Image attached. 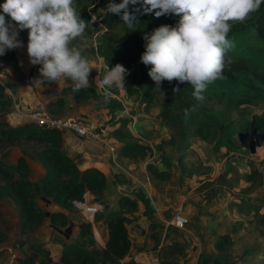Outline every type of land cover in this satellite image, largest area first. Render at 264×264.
Returning a JSON list of instances; mask_svg holds the SVG:
<instances>
[{"label": "rangeland", "instance_id": "374dc122", "mask_svg": "<svg viewBox=\"0 0 264 264\" xmlns=\"http://www.w3.org/2000/svg\"><path fill=\"white\" fill-rule=\"evenodd\" d=\"M106 1H83L78 11L89 24L70 45L91 61L89 81L98 95L88 98L73 92L72 81L63 79L66 87L61 93L72 94L75 103L85 109L75 116L57 115L88 117L97 125L102 121V127L109 126L102 135L114 138L112 142L117 146L119 172L115 182L120 193L137 199L143 207V199L150 200L143 224H129L128 228H142L152 248L158 250L156 264H264V186L260 180V167L264 165V44L249 24L254 12L244 22L232 24L228 38L235 47L228 53L226 60L230 58L231 63L226 65L234 67L233 74H224L209 84L201 101L192 96L194 89L187 83L164 81L160 91L156 90V83L148 75L151 65L141 62L144 33L161 25H175L179 17L157 18L154 12L144 14L142 3L130 4V9H141L140 23L133 31L120 16L103 10ZM4 2L0 0V5ZM5 18L20 31L18 39L23 46L13 50L18 66L0 62V101L6 102L0 108V122L18 126L24 122L15 116L16 102L23 99L24 104L31 99L32 103L42 102L48 107L59 92L51 87L54 82L36 81L42 79L34 72L40 65H34L28 73L25 65L30 64L29 30H20L10 16ZM116 64H122L129 74L125 87L110 89V97L123 103L122 109L111 115L102 106L104 89L96 85V77L102 79L106 70ZM177 86L179 90L174 92ZM121 119L128 121L123 129L131 132L129 139L115 137ZM130 143H140L145 148L125 151V144ZM253 143L256 147L251 151ZM46 146L26 139L7 142L0 146V162L18 179L39 177L46 170L41 159ZM20 159L27 164L26 171L17 166ZM149 166L167 171L169 177H154ZM2 184L0 179V233L4 234L0 264H15L17 256L36 244L32 233L39 224L29 230L22 227L19 210L4 193ZM30 192L40 210H53L50 196L34 188ZM85 195L91 204L104 201L103 196L91 190L86 191L84 199ZM102 205L100 215L106 211ZM72 206L70 210L78 212ZM178 213L189 217L187 230L168 224ZM130 216L137 219L134 213ZM59 225L62 230L69 226L63 222ZM123 260L122 264L131 261Z\"/></svg>", "mask_w": 264, "mask_h": 264}, {"label": "clouds", "instance_id": "9594fccd", "mask_svg": "<svg viewBox=\"0 0 264 264\" xmlns=\"http://www.w3.org/2000/svg\"><path fill=\"white\" fill-rule=\"evenodd\" d=\"M138 3H142L144 14L179 17L175 25H161L143 35L145 51L141 62L151 65L148 75L156 83V90L160 91L164 81L187 83L194 89L192 96L202 101L207 86L222 78L226 63H231L226 57L235 47L228 38L232 24L247 20L264 0H109L103 10L120 16L135 31L141 9H130L129 5ZM0 9V56L23 46L19 32L6 21L8 15L20 30H29L30 63L41 66L42 79L36 80L38 83L68 79L73 91L91 87V61L79 48L70 46L89 24L81 17L75 0H5ZM127 74L122 64H116L106 70L102 79L96 77L106 101L112 94L110 89L125 87ZM178 90L179 86L173 89Z\"/></svg>", "mask_w": 264, "mask_h": 264}, {"label": "trees", "instance_id": "16d2710c", "mask_svg": "<svg viewBox=\"0 0 264 264\" xmlns=\"http://www.w3.org/2000/svg\"><path fill=\"white\" fill-rule=\"evenodd\" d=\"M84 0H75L77 10L83 4ZM92 2L94 0H87ZM107 3L109 2L106 1ZM121 3V0H115ZM255 31L258 39L264 44V4L251 17L250 23ZM5 61L10 66H18V59L13 50H8L3 56H0V62ZM229 66V67H227ZM232 65H226L223 75L233 74ZM1 69V67H0ZM73 91V89H72ZM77 92V91H73ZM78 94L93 98L97 97V92L93 88L80 90ZM5 101H0V108L3 109ZM64 105L61 97L51 100L48 103V109L53 114H58ZM122 101L117 98L109 97L107 101L102 99V106L109 112L115 114L116 111L122 109ZM186 109V108H185ZM117 123V122H116ZM126 119H121L120 125L115 129V137L119 140H125L132 137L131 132H125L124 126L127 125ZM0 146L7 142H15L17 140H31L44 143L47 146L41 152V159L46 166L45 175L37 182L29 179L16 178L11 169L4 167L0 162V179L3 181L2 189L5 194L11 197L18 210L20 222L23 228L33 229L34 226L40 224L46 216L43 210H40L32 198L31 189L44 192L50 196L54 202L69 207L74 200H84L86 191L91 190L93 193L104 194L106 184L105 174L97 167H87L80 169L77 164L62 151V133L56 130L41 128L34 123L26 122L18 126H10L6 122H0ZM145 147L140 143L125 144V151L136 152ZM17 166L26 171L28 166L20 159ZM154 177L167 179L169 173L160 171L159 169L149 166ZM26 177V176H25ZM147 199V200H146ZM143 199L145 212H148L150 200ZM105 206V202L102 201ZM137 199L123 195L119 199V207L113 210H106L103 214H97L95 220L101 221L106 227L109 238L106 246L101 249L94 247L93 224L84 220L79 224L80 234L77 240L68 243L62 250L59 262L52 257L50 250L38 244H31L25 254L17 256L15 264H122V260L129 254L133 242L129 233V224L133 218L131 213L138 210ZM51 220H61L67 224V218L62 213H53L50 215ZM4 240V234L0 233V242ZM24 245V241H19ZM93 246L90 250L89 247ZM128 264H138L131 260Z\"/></svg>", "mask_w": 264, "mask_h": 264}, {"label": "crops", "instance_id": "0c3cea01", "mask_svg": "<svg viewBox=\"0 0 264 264\" xmlns=\"http://www.w3.org/2000/svg\"><path fill=\"white\" fill-rule=\"evenodd\" d=\"M17 31L20 33L19 30ZM25 66L28 73H31L32 69L35 67L31 63ZM40 67L41 66L35 67L34 72L37 74V76L42 78L39 72ZM54 84L55 82L51 87L53 88V90H57L59 92L58 97H61L64 100V105L59 114L65 116H75L83 112L85 107L75 103V98L72 97V94L68 96L61 93L66 87L63 79H61L57 84ZM34 96L37 97V94L34 93ZM21 101L23 102L24 100L22 99ZM22 102H19V104H17L16 102V106L22 108L23 110H30L36 105L34 101L32 103L31 99H29V101L24 104ZM17 120L21 122L23 121L24 123L28 122L21 119ZM92 122L95 123L94 121ZM102 123L103 122L101 121L100 124L103 125ZM108 127H103V135L106 134L107 130L109 129ZM103 135L101 140H93L81 138L71 131H66L62 133L63 141L61 148L62 151L67 154L80 169H85L87 167H97L103 171L106 178V184L103 194V200L105 202L104 208L105 210H113L119 207V199L123 195L120 193L119 184L115 182L116 174L119 172V165L117 164L116 158H113V154H116L117 146L112 142L114 138L106 139ZM262 166L263 167H260V170L263 172V174H261L260 180L264 186V165ZM45 173L46 170L43 171V173L39 177L31 175V177H29V180L32 182H37L45 175ZM247 173H250V170L247 171ZM84 200L87 201L86 195ZM48 201L49 205L53 206V210L43 209L46 214L45 219L33 230L32 234L34 239L36 240L35 243L50 250L54 260L56 262H59L63 248L68 243L78 239L80 234L79 224L86 219L82 215L81 211L77 207H75V205H73L72 207L77 208L78 212H76L75 210H70V207H63L56 202L52 201L51 203V200ZM137 206L138 210L134 213V216L137 219H133L130 223L131 225H133V223L143 224L142 220L147 217L144 214L145 207H143L140 202H138ZM53 213L64 214L68 221V223L64 225H73L72 232L68 237L63 234V231L65 230H62L63 227L59 225V223H62V221L56 220V222H54L51 220L50 215ZM130 217L133 218L132 216ZM91 223L93 224L94 247L97 249L104 248L109 238L106 227L101 221H97L95 219L91 221ZM129 233L133 242V246L123 262H126L127 260H134L138 264H156L154 259L158 258L159 260L158 250L152 248L154 245L151 244L149 238H145L142 228L135 227L133 230L129 229ZM92 248L93 246L89 247L90 250Z\"/></svg>", "mask_w": 264, "mask_h": 264}, {"label": "built area", "instance_id": "2783aa9c", "mask_svg": "<svg viewBox=\"0 0 264 264\" xmlns=\"http://www.w3.org/2000/svg\"><path fill=\"white\" fill-rule=\"evenodd\" d=\"M15 116L17 119L34 123L41 128L56 130L61 133L71 131L77 136L85 139H102L103 127L101 125L93 123L88 117H60L51 113L48 107L42 102L37 103L30 110H23L17 106ZM115 156L116 154H113V158H115ZM73 205H75V207L81 211L84 218L90 222L103 210L102 204H91L85 200H74ZM189 223L190 219L184 213H178L168 221L169 225L178 230H187ZM154 261L158 262L159 260L155 258Z\"/></svg>", "mask_w": 264, "mask_h": 264}, {"label": "water", "instance_id": "95a60500", "mask_svg": "<svg viewBox=\"0 0 264 264\" xmlns=\"http://www.w3.org/2000/svg\"><path fill=\"white\" fill-rule=\"evenodd\" d=\"M263 138H264V136H263ZM261 144V142L259 141L258 143H257V145H260ZM255 147H256V143H253L252 145H251V151H254L255 150ZM72 228H73V225H70L69 227H67L66 229H65V231H63V234H65L67 237L71 234V232H72Z\"/></svg>", "mask_w": 264, "mask_h": 264}]
</instances>
